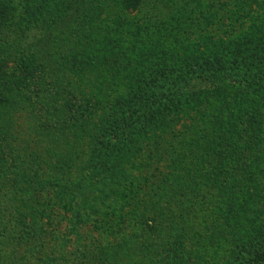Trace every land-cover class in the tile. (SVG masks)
<instances>
[{
	"label": "rangeland",
	"instance_id": "obj_1",
	"mask_svg": "<svg viewBox=\"0 0 264 264\" xmlns=\"http://www.w3.org/2000/svg\"><path fill=\"white\" fill-rule=\"evenodd\" d=\"M129 1L14 0L0 14V264H242L264 248V186L244 182L237 216L226 195L242 193L238 153L231 128L220 133L244 98L253 146L264 138V81L237 74L264 57V0ZM184 23L200 33L184 38ZM214 54L224 66L194 63L191 103L146 128L109 175L105 152L146 71ZM257 157L245 178L264 174Z\"/></svg>",
	"mask_w": 264,
	"mask_h": 264
},
{
	"label": "trees",
	"instance_id": "obj_2",
	"mask_svg": "<svg viewBox=\"0 0 264 264\" xmlns=\"http://www.w3.org/2000/svg\"><path fill=\"white\" fill-rule=\"evenodd\" d=\"M137 2L138 0H130L129 4L131 6H135ZM247 2L248 0L240 1V6L238 5V9L242 10L241 7L248 6ZM13 3L14 0H0V14L2 17L5 18V15L7 14V8H12L11 6H13ZM218 8H220V11H222L224 9V5L220 4L218 5ZM228 16L231 17V13H229ZM184 27V31H186V23H184ZM185 33H187V35H183L184 38H188V34H190V37L196 36V33H200V28L196 27L194 32L189 28L188 32L186 31ZM222 56L223 55L221 54H214L213 57L204 58L203 60L196 59V57H188L184 60L178 61L177 64L172 66H168L164 62H158L146 71L142 81H140V88L136 90L135 95L133 96L132 100L134 103L129 107H133V112L130 114V112L127 110L125 114L128 115L129 118L127 121H125L124 127L118 130L120 134L119 141H117L116 144L114 143L115 145L113 144L111 147L109 146L105 152V158L107 161L106 168L109 175L117 173L118 165H120L121 162L127 158L128 154L130 153L131 146L135 141L145 134L144 130L146 128H150L151 125H155L167 113L180 111L191 103L192 97L194 95L190 94L189 96L188 92L182 89V87L183 84L184 86L188 85L190 78H198L191 77V75L195 73L199 74L197 70L192 69L194 63L204 66L205 69H215V66L217 65L224 66L225 62L222 61ZM235 62H237V60H235ZM176 68H179L181 73H177ZM237 74L243 77L242 84H240L244 85V87L245 83L249 88L253 87L254 84H260L262 81H264V57H259L253 62L249 63H245L243 61L238 62ZM0 76H2L4 79L3 74ZM186 76H188L189 79L184 80ZM200 77L202 78L203 75H200ZM261 86L262 84L259 85V87ZM145 93H149L150 99H148L147 102L142 99ZM254 93L255 91L252 93L253 97ZM246 96L249 95L247 94ZM246 100L247 99L244 100V98L239 99L238 103H240V105H242L241 107L243 108L241 115L235 119L223 121V123L220 125V133L222 134L225 132L227 130L226 128L228 127H230L232 130V133L230 134L231 143L229 146V152L233 154L238 153L235 163V175L238 177L237 180L243 182L242 185H236L237 189H240V187L243 188L245 186L244 182L248 181L253 184L252 190L256 191L258 187L264 186V174L259 172L260 174L257 173L255 176L251 175L250 178L249 176L245 178L243 171L244 173H248V169H250V166H252L251 162L254 160L256 161L258 155L261 154V159L264 160V138L261 139L258 147L253 146V142L251 140L252 124L254 122L251 108L252 105L250 104V100ZM246 104L247 106H245ZM251 192L252 191L243 189L242 193H240L238 190L235 192L232 191L229 193V195H226V200L239 204L237 216L244 214V209L249 206V201L245 199H251ZM112 194H114V196L118 195V193L112 191L108 194L106 193V197H111ZM77 218H79V216H77ZM240 239L244 243H247V240L255 241V239L251 237L249 238L244 236L240 237ZM218 244L219 243H215L213 247L217 246ZM252 249L253 248L248 249V252L244 258L245 263L242 264H264V248L260 247L258 249Z\"/></svg>",
	"mask_w": 264,
	"mask_h": 264
}]
</instances>
